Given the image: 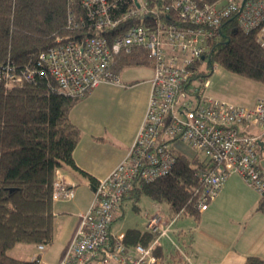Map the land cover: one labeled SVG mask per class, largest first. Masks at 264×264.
Returning a JSON list of instances; mask_svg holds the SVG:
<instances>
[{"label": "built area", "instance_id": "1", "mask_svg": "<svg viewBox=\"0 0 264 264\" xmlns=\"http://www.w3.org/2000/svg\"><path fill=\"white\" fill-rule=\"evenodd\" d=\"M78 1L81 15L68 16L77 36L56 37L33 65L20 71L5 65L6 85L48 74L60 92L82 97L101 83L120 85L119 74L111 69L115 56L140 48L151 59L153 75L145 112L128 150L96 181L92 200L78 213L75 230L56 264H156L159 259L153 250L163 245L162 239L175 245L168 232L179 212L173 216L161 209L151 212L145 229L154 237L147 245L127 244L124 231L115 232L111 225L136 183L169 173L178 142L202 152L209 163L195 172L200 184L197 211L208 207L233 172L264 193L260 163L264 97L251 106L221 100L206 94L207 78L200 81L196 76L204 68L201 59L208 41L228 19L245 32L255 30L256 41L264 48V0ZM57 176L53 200L71 195L68 184ZM37 248L42 250L43 245Z\"/></svg>", "mask_w": 264, "mask_h": 264}, {"label": "trees", "instance_id": "2", "mask_svg": "<svg viewBox=\"0 0 264 264\" xmlns=\"http://www.w3.org/2000/svg\"><path fill=\"white\" fill-rule=\"evenodd\" d=\"M81 12L78 0H0V264H38L39 253L20 259L7 251L18 242L42 244L43 248L53 242V182L63 165L77 168L73 151L81 137L80 128L70 119L81 97L60 92L48 74L6 85L3 67L20 71L33 65L37 54L54 44L56 37L77 36L68 16L73 13L78 19ZM215 64L264 84V48L254 32L240 30L234 19L224 21L208 41L198 79L207 78ZM130 65L151 67V59L140 48L116 55L111 69L119 74ZM183 143L187 144L180 141L178 150L173 149L176 160L169 173L136 183L122 202L143 194L169 216L181 212L197 219L200 211L194 203L200 184L195 172L209 163L205 156H188ZM256 209L264 210V193ZM124 233L129 245H147L154 237L135 227ZM170 246L168 251L162 246L153 250L158 264L169 258L182 261L181 246L177 242ZM243 264H264V259L249 255Z\"/></svg>", "mask_w": 264, "mask_h": 264}, {"label": "crops", "instance_id": "3", "mask_svg": "<svg viewBox=\"0 0 264 264\" xmlns=\"http://www.w3.org/2000/svg\"><path fill=\"white\" fill-rule=\"evenodd\" d=\"M100 85L82 96L80 98L82 100H79L70 111V119L81 130L80 140L73 151L77 168L63 165L57 171V177L68 184L71 195L54 200L52 205L54 220L59 217V213H68L73 217L72 227L70 235L61 243V254L50 264H56L61 258L78 223V213L85 210L92 200L95 183L81 171L86 172L96 181L106 176L124 157L145 112L149 81L140 93L143 102L135 108L131 119L129 110L126 109L127 100L125 102L124 99L127 87L122 88L121 85L116 93L107 97L95 96L100 100L104 99V103L97 111L95 109L84 111L83 107L89 103L94 96L93 91ZM137 86L138 84H134L131 88L136 89ZM99 92L97 91L95 95ZM88 94L90 95L87 97ZM136 98L138 100L139 97ZM262 157L260 163L263 170L264 154ZM260 197L261 194L249 185L242 175L237 172L230 173L218 195L209 202L205 210L199 212L196 219L198 223L193 226L194 236L189 242L185 241L188 249L194 251L197 247L207 256H203L200 260L194 259L193 253L190 254L184 249L181 254L182 264H243L249 255L264 259V210L256 209ZM152 206L153 210L161 209L154 204ZM119 216L120 213L116 219ZM177 220L171 225L168 233L175 243L179 244L177 238L182 240L185 237L191 221ZM175 223H177L176 228ZM145 227L146 225L140 229L146 230ZM162 241L165 249L168 239L163 238ZM57 242L60 243L59 240Z\"/></svg>", "mask_w": 264, "mask_h": 264}, {"label": "rangeland", "instance_id": "4", "mask_svg": "<svg viewBox=\"0 0 264 264\" xmlns=\"http://www.w3.org/2000/svg\"><path fill=\"white\" fill-rule=\"evenodd\" d=\"M153 75L152 68L148 65H130L125 66L119 73L120 85L123 88L127 89L124 92L125 102L127 100L126 109L129 110L130 119L135 108L140 106L143 102V98L140 93L143 90L144 86L147 84V81L151 79ZM208 84L205 89L206 94L211 95L215 98L225 100L234 104L249 106L252 105L257 98L264 97V84L257 82L255 80L248 79L240 74L233 73L224 69L222 66L215 64L213 67L212 73L207 77ZM138 84L136 89H132V85ZM120 85H108L102 84L96 88L93 93L94 96L91 97L89 103L83 107L84 111L95 109L101 107V104L104 103V99L100 100L95 96L107 97L110 94L117 92V89L120 88ZM97 91H100L99 94L95 95ZM90 94L87 95V97ZM139 97L136 100V97ZM82 98V97H81ZM82 100V99H79ZM78 100V101H79ZM77 101V103H78ZM76 103V104H77ZM75 104V105H76ZM79 107V106H76ZM129 119V121H130ZM252 130H257L256 126H252ZM182 147L185 153L188 156L197 154L199 158H203L204 154L202 152H196V150L190 147L187 144H182ZM264 170V167H263ZM230 175V174H229ZM155 203H152L151 200L140 194L136 197H128L122 202V209L120 216L113 221L112 228L115 232L125 231L127 228H143L147 223V215L153 212V206ZM163 211V210H162ZM164 212V211H163ZM181 213V212H179ZM181 215V214H180ZM177 218V221L190 220L191 226L187 227L186 235L181 240L177 238L179 245L184 250L186 249L188 253H193V258L200 260L203 256H207L203 251H199L197 247L195 250L188 249V245L185 244V241L189 242L190 239L194 236L193 226L198 223L196 219L191 214H182L181 217ZM180 218V219H179ZM72 219L68 213H59V217L54 220V239L53 242L49 245H45L42 250H39L35 244L31 243H16L12 248H10L7 253L13 257L20 259H31L37 253H39L38 264H50L55 259L59 257L62 252L61 243L65 241L66 237L70 235V229L72 227ZM176 219L174 220V222ZM173 222V223H174ZM173 225V224H172ZM177 223L174 224L176 228ZM209 233V232H208ZM60 241V243L57 242ZM168 243V242H167ZM171 244L168 243L165 246V249L168 251L171 249ZM187 245V246H186ZM164 247V245H163ZM167 259L163 260L161 264H180L178 260ZM159 263V262H158ZM156 263V264H158ZM193 263V261H192ZM54 264V263H53Z\"/></svg>", "mask_w": 264, "mask_h": 264}, {"label": "bare ground", "instance_id": "5", "mask_svg": "<svg viewBox=\"0 0 264 264\" xmlns=\"http://www.w3.org/2000/svg\"><path fill=\"white\" fill-rule=\"evenodd\" d=\"M241 30V29H240ZM243 31V30H242ZM249 31H252V32H254V34H255V38H256V36H257V33H256V31L255 30H248L247 32H249Z\"/></svg>", "mask_w": 264, "mask_h": 264}, {"label": "water", "instance_id": "6", "mask_svg": "<svg viewBox=\"0 0 264 264\" xmlns=\"http://www.w3.org/2000/svg\"><path fill=\"white\" fill-rule=\"evenodd\" d=\"M260 144H262V143L260 142ZM261 163H262V161H261Z\"/></svg>", "mask_w": 264, "mask_h": 264}]
</instances>
